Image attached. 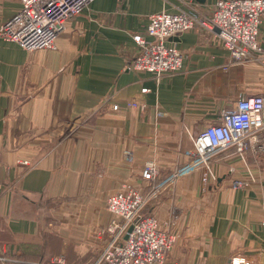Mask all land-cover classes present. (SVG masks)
Instances as JSON below:
<instances>
[{"label":"crops","instance_id":"1","mask_svg":"<svg viewBox=\"0 0 264 264\" xmlns=\"http://www.w3.org/2000/svg\"><path fill=\"white\" fill-rule=\"evenodd\" d=\"M197 0H94L73 17L54 50L0 40V257L7 264H93L107 244V199L126 186L148 192L146 162L165 177L187 161L192 138L220 122L239 98L264 95V67L231 63L215 33L194 29L173 41L183 70L157 80L126 66L133 37L161 11L210 13ZM21 0H0V27ZM259 41L264 46V22ZM145 90V91H144ZM144 103L145 110L127 108ZM118 105V110L113 109ZM162 113V114H160ZM264 160V158H263ZM234 189L237 156L191 173L147 210L177 235L169 264H264V163ZM231 168H236L234 173Z\"/></svg>","mask_w":264,"mask_h":264},{"label":"built area","instance_id":"2","mask_svg":"<svg viewBox=\"0 0 264 264\" xmlns=\"http://www.w3.org/2000/svg\"><path fill=\"white\" fill-rule=\"evenodd\" d=\"M93 1L21 0L20 10L0 27V40L16 43L29 51L54 50L68 22ZM209 5V14L193 7L151 14L146 31L133 37L138 54L126 69L151 74L157 80L180 73L185 55L173 40L194 29L216 32L231 63L254 62L264 67V46L259 41L264 0H214ZM126 106L142 111L147 108L136 101ZM119 108L113 106L115 110ZM192 140V148L185 152L187 161L163 178L154 160L146 162L143 178L151 184L148 192L126 186L107 199L106 209L112 218L100 234L107 235L108 241L93 264H169L168 256L177 235L165 230L159 219L147 214V210L191 173L204 170L216 181L214 165L223 158L237 156L244 163L245 174L233 178L232 187L239 190L255 185L257 177L246 161L247 152L252 150L264 163V95L239 98L235 107L222 112L220 122L207 126ZM236 171V168L230 169L231 173ZM56 263L66 264L63 258ZM0 264H7V260L0 257ZM232 264L250 262L237 257L232 259Z\"/></svg>","mask_w":264,"mask_h":264},{"label":"water","instance_id":"3","mask_svg":"<svg viewBox=\"0 0 264 264\" xmlns=\"http://www.w3.org/2000/svg\"><path fill=\"white\" fill-rule=\"evenodd\" d=\"M197 1H198L199 3H201V4H205L207 0H197ZM131 231H132V228L130 229L129 232H131Z\"/></svg>","mask_w":264,"mask_h":264}]
</instances>
